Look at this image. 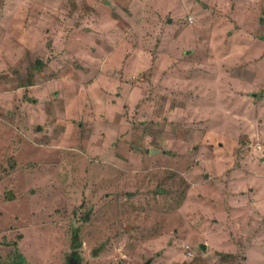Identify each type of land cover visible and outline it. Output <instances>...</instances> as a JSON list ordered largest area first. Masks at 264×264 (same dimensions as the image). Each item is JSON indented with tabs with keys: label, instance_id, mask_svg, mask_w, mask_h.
Segmentation results:
<instances>
[{
	"label": "rangeland",
	"instance_id": "374dc122",
	"mask_svg": "<svg viewBox=\"0 0 264 264\" xmlns=\"http://www.w3.org/2000/svg\"><path fill=\"white\" fill-rule=\"evenodd\" d=\"M179 1L0 0V264H264V0Z\"/></svg>",
	"mask_w": 264,
	"mask_h": 264
},
{
	"label": "crops",
	"instance_id": "0c3cea01",
	"mask_svg": "<svg viewBox=\"0 0 264 264\" xmlns=\"http://www.w3.org/2000/svg\"><path fill=\"white\" fill-rule=\"evenodd\" d=\"M224 1H225V4H224ZM226 1H228V0H192V2L191 1L189 2V6H191V4H192V7L201 6L204 11L208 12L210 10V7L212 8V6H215V7H218V8H225L227 6ZM179 3H180V7H184L185 6V5H183L184 0H180ZM239 3H241L240 6H238L239 4L235 5V4L232 3V4H230V7L234 8V7L238 6L239 8H241V10H243V8L245 7L243 5V1H239ZM241 158H242V156L239 159H237L238 162H240V163H238L240 165H242V163H243L242 162L243 159H241ZM251 168H253V167H250L249 170H251ZM237 170H239V169H235L232 172V174L237 176L238 173H239ZM251 174H254V173H251ZM260 174H262V173H257L256 172L255 175L252 176V180H254L255 177H257L258 179H259V177L261 178ZM247 175H248V173H247ZM262 178L264 180V176H262ZM238 183H239V181L237 180L236 182L232 183L233 185L231 186L233 188L242 187V189H241L242 192L239 191L240 194H239V198L238 199L240 201H238V199L236 200L237 204L234 205L236 207V208L234 207V209H236V211H239V212L243 213V215L245 217L244 221L247 219V217L251 218V232H252V235L255 238H257L259 236H262L261 234H264V204H257L256 201H255V198L252 197L251 194H248V196H245L246 195V191H249L251 187L248 189V184L245 185L243 183H240V184H238ZM245 183H247V182L245 181ZM260 184H259V188L262 189V190L258 191L255 194V196L258 197L261 201L264 202V195L263 196L259 195L260 192L264 194V183L262 184V182H260ZM209 185H210V183H209ZM210 189H211L210 191H212V188H210ZM252 190L254 191V188ZM212 192H214V191H212ZM224 193H227V191H224ZM210 196H213V195H210ZM247 198H248V200H246ZM244 202H245L246 205H244ZM244 206L246 207V209H247L248 206H250V211L246 212L245 209H244ZM254 223H256V224L254 225ZM260 227H262V228L259 229ZM242 230H244L243 226H242ZM252 242H256L255 239H253Z\"/></svg>",
	"mask_w": 264,
	"mask_h": 264
},
{
	"label": "trees",
	"instance_id": "16d2710c",
	"mask_svg": "<svg viewBox=\"0 0 264 264\" xmlns=\"http://www.w3.org/2000/svg\"><path fill=\"white\" fill-rule=\"evenodd\" d=\"M75 234H76V233H75ZM76 236H77V235H75L74 237H76ZM12 244H13L14 247H15V248H14V249H15L14 252L16 253V255L20 256V255H19V252H18V251H19V248H18V245H17L16 241H14ZM20 254H21V253H20ZM20 257H22V256H20Z\"/></svg>",
	"mask_w": 264,
	"mask_h": 264
},
{
	"label": "water",
	"instance_id": "95a60500",
	"mask_svg": "<svg viewBox=\"0 0 264 264\" xmlns=\"http://www.w3.org/2000/svg\"><path fill=\"white\" fill-rule=\"evenodd\" d=\"M202 247H204V244H202Z\"/></svg>",
	"mask_w": 264,
	"mask_h": 264
}]
</instances>
